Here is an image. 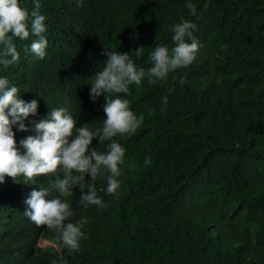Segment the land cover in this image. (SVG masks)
<instances>
[{
    "label": "trees",
    "instance_id": "obj_1",
    "mask_svg": "<svg viewBox=\"0 0 264 264\" xmlns=\"http://www.w3.org/2000/svg\"><path fill=\"white\" fill-rule=\"evenodd\" d=\"M18 2L29 13L35 6L34 0ZM39 3L46 57L26 53L30 35L14 41L18 63L0 66L19 99L37 100V115L28 120L65 108L77 127L102 128L105 97L93 102L89 90L104 67V48L129 53L147 70L157 45L173 47L171 28L183 17L196 25L199 50L164 81L145 78L126 96L105 93L127 99L144 121L131 136L114 138L126 150L120 187L107 194L106 179H97L106 207L88 205L91 219L79 251L64 246L58 255L45 247L33 256L29 234L0 232V264H264V0ZM187 3L196 6L195 16ZM12 130L16 141L34 135ZM108 143L95 138L89 147L106 152ZM11 180L0 183V226L17 212Z\"/></svg>",
    "mask_w": 264,
    "mask_h": 264
},
{
    "label": "clouds",
    "instance_id": "obj_2",
    "mask_svg": "<svg viewBox=\"0 0 264 264\" xmlns=\"http://www.w3.org/2000/svg\"><path fill=\"white\" fill-rule=\"evenodd\" d=\"M81 3L78 0L77 6ZM34 4L29 13L18 0H0V66L8 68L18 63L14 41H24L30 35L26 53L35 60L46 57V17L40 13L39 0H34ZM185 7L190 15H196L194 4L187 3ZM195 28L194 23L181 17L171 28L173 47L157 45L150 54L152 66L147 70L137 68L129 53L104 48V67L91 77L89 90L93 102L101 95L105 97L102 128L91 129L87 124L77 127V121L65 108L49 110L46 119L28 120L30 115H37V100L19 99L18 88L10 86L6 77H0V183L5 176L15 183L17 208L14 217L0 226V232L29 234L33 256L45 247L53 248L58 255L64 246L71 252L79 251L80 241L87 239L85 232L91 219L88 205L106 207L97 195V179H106L107 194L115 195L120 187L118 177L126 150L114 138L131 136L144 121V114L138 117L127 99H110L105 93L126 96L130 85H140L145 78L150 84L164 81L169 73L189 66L199 50L193 38ZM143 49L138 47L136 55L142 56ZM162 99L166 105L167 97ZM13 126L18 132L34 135L16 141ZM95 138L99 143L109 141L106 152L89 147ZM144 162L150 164L151 157L146 156ZM86 174L91 178L88 182ZM17 225L26 227V231L17 229ZM22 254L17 250L14 257L21 262Z\"/></svg>",
    "mask_w": 264,
    "mask_h": 264
}]
</instances>
